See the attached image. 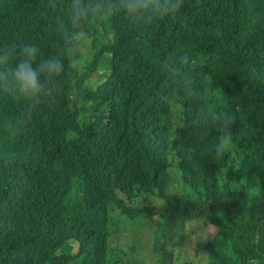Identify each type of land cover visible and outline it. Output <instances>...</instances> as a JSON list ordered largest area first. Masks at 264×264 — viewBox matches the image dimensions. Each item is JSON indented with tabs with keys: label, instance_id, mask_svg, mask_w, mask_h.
<instances>
[{
	"label": "trees",
	"instance_id": "obj_1",
	"mask_svg": "<svg viewBox=\"0 0 264 264\" xmlns=\"http://www.w3.org/2000/svg\"><path fill=\"white\" fill-rule=\"evenodd\" d=\"M213 5L183 0L161 21L158 30L174 42H157L145 106L115 113L123 101H106L87 84L86 69L77 94L55 105L0 97V264H143L125 263V251L110 245L112 213L148 218L150 208L126 204L137 199H166L151 234L161 264H173L175 237L183 243L172 222L197 216L190 199L209 210L221 236L206 242L207 264L264 262V0ZM226 19L233 30L221 24ZM229 35L240 53L224 42ZM225 109L236 116L233 142L213 156L214 121ZM194 112L207 113V134L191 124ZM106 113L120 123L85 141L81 127L89 121L93 131ZM173 184L182 195H168Z\"/></svg>",
	"mask_w": 264,
	"mask_h": 264
},
{
	"label": "clouds",
	"instance_id": "obj_2",
	"mask_svg": "<svg viewBox=\"0 0 264 264\" xmlns=\"http://www.w3.org/2000/svg\"><path fill=\"white\" fill-rule=\"evenodd\" d=\"M211 1L213 6L229 2ZM182 3L183 0H0V97L23 101L29 107L55 105L61 98L77 94L76 77L86 69L87 84L93 89L100 88L106 101H123L115 113L125 111L129 103L147 105L152 91L148 78L154 69L157 42L173 41L158 28L161 21L175 17ZM258 21L264 22V18ZM221 24L228 31L233 30L229 19L222 20ZM143 25L147 28H140ZM224 42L239 53L242 50L239 40L232 41L230 35ZM196 85L204 83L200 81ZM177 95L181 97L180 92ZM110 116L106 113L98 117L93 131L89 130L87 121L81 127L85 141L99 128L120 123ZM205 119H209L206 112L193 113L191 124L201 134L208 132ZM235 122L236 116L231 110L225 109L217 115L210 154L223 156L229 150ZM159 140L158 137L157 144ZM173 193L181 194L170 191L168 195ZM190 200L197 203V216L188 212L172 222V227L180 236L191 237L192 243H196L207 238L205 228L209 232L213 228L219 232V229L211 221L209 210ZM242 201L237 202L238 208ZM165 203L166 199L156 206ZM117 213L121 214L119 209L112 213L113 220ZM209 238L219 240L221 236L216 238L213 234L196 243L197 250L186 264H193V258L198 256H205L208 263L210 254L206 242ZM219 244L223 251L225 243ZM68 245L69 249L72 247L70 251L76 249L75 243ZM200 250L204 254L197 256ZM58 254L62 253L58 251ZM255 262L241 264H264Z\"/></svg>",
	"mask_w": 264,
	"mask_h": 264
},
{
	"label": "rangeland",
	"instance_id": "obj_3",
	"mask_svg": "<svg viewBox=\"0 0 264 264\" xmlns=\"http://www.w3.org/2000/svg\"><path fill=\"white\" fill-rule=\"evenodd\" d=\"M174 176L178 178L177 174ZM180 185L173 184L171 186V191H179ZM152 198V196H149ZM160 201H162L160 199ZM150 202V201H149ZM127 205L139 208H150L144 213L148 218H142L141 220H131L126 214H116L115 219L112 222V233H111V246L121 247L125 251V263L131 259L136 258L138 262L143 264H161L159 260L160 250L158 248H152L151 234L152 230L155 229L160 221V213L162 212L161 206H156L157 203H148L147 201L137 199L132 203ZM159 218V222L157 221ZM207 227V224L205 225ZM213 228V227H212ZM164 231V227H163ZM196 231H199L197 227ZM215 234L216 238H219V232L213 228L212 231H208L207 228L204 229V236L207 238ZM207 238L201 239L198 242L204 241ZM174 242V250L172 254L173 264H186L193 255L197 248L196 243H192L191 237L184 236L183 243H179V239L176 237L172 240ZM204 251L200 250L197 254L202 255ZM109 264H113L110 262ZM193 264H206V257H196L193 258Z\"/></svg>",
	"mask_w": 264,
	"mask_h": 264
},
{
	"label": "water",
	"instance_id": "obj_4",
	"mask_svg": "<svg viewBox=\"0 0 264 264\" xmlns=\"http://www.w3.org/2000/svg\"><path fill=\"white\" fill-rule=\"evenodd\" d=\"M263 264V263H262Z\"/></svg>",
	"mask_w": 264,
	"mask_h": 264
}]
</instances>
